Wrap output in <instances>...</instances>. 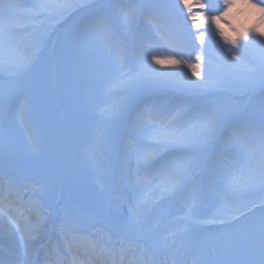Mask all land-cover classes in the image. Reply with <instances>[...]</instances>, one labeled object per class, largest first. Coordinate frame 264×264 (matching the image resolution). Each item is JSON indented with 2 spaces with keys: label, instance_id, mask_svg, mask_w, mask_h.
I'll list each match as a JSON object with an SVG mask.
<instances>
[{
  "label": "rangeland",
  "instance_id": "1",
  "mask_svg": "<svg viewBox=\"0 0 264 264\" xmlns=\"http://www.w3.org/2000/svg\"><path fill=\"white\" fill-rule=\"evenodd\" d=\"M66 2L80 6L66 10ZM201 2L208 5V16L225 10V0ZM252 2L264 6V0ZM0 3L5 8L0 29L11 25L9 59L24 62L29 43L40 39L41 63L36 70L46 68L49 85L59 81V87L40 83L20 86L6 73H0V173L6 174H0V191L4 187L13 189L22 202L31 206L21 220L30 221L29 225L40 224L32 230L41 238L45 229L52 231L56 248L69 232H73V242L83 240L78 235L89 234L105 238L110 245L115 231V246L125 249L141 264H218L225 259L214 243L228 230V226L218 223L220 215L244 211L248 213L246 219L255 221L264 215V185L254 174L264 147V90L258 83L264 42L255 38L237 50L220 37L214 24L197 30L182 0ZM101 8L109 17L113 42L104 47L89 38L78 47L73 55L77 75L68 82L63 54L66 39L91 12ZM197 11L198 5L191 13ZM258 17V9L243 0H236L231 7L233 23L247 26ZM153 21L157 23L154 29ZM221 25L230 31L226 21ZM200 35L205 36L203 51L197 39ZM230 50L242 57L239 69L229 62ZM197 55L205 56L204 72L222 81L219 90L196 96L171 86L152 88L141 98L142 114L134 126L120 118L101 120L96 112L104 104L98 99L84 106L85 96L97 97L101 85L110 100H121L125 94L122 78L112 71L121 66L131 72L150 66L164 81H195L187 65L197 64ZM153 56L160 63L152 61ZM176 60L186 63L178 65ZM251 78L257 79L254 87L249 83ZM147 97L150 100L143 101ZM209 103L243 114L240 135L218 144L209 162L194 169L189 183L157 202L158 190L168 186V162L174 163L176 154L156 152L154 136L165 128L169 117H175L176 126L183 125L195 108ZM244 162L250 167L247 174L241 175L239 168ZM228 181L247 187L225 191ZM65 187L70 189L68 194L64 193ZM137 204L142 208L138 229L129 215ZM98 221L107 231L93 234V230L103 228ZM135 235L143 241H121L122 237ZM228 258L260 264L258 237L251 254L243 252Z\"/></svg>",
  "mask_w": 264,
  "mask_h": 264
},
{
  "label": "snow or ice",
  "instance_id": "2",
  "mask_svg": "<svg viewBox=\"0 0 264 264\" xmlns=\"http://www.w3.org/2000/svg\"><path fill=\"white\" fill-rule=\"evenodd\" d=\"M243 2L259 11V17L247 26L233 23L230 18L231 7L236 3V0H225V10L219 15L212 16L205 14L208 5L202 3L201 0H182L184 8L189 10L190 18L195 23L197 30L209 23L214 24L220 37L237 50L243 49L255 38H260L264 42V6L255 4L252 0H243ZM197 5V13L192 14L191 10ZM79 6L74 2H66L63 5L66 10ZM4 13V5L0 3V16H4ZM221 21L228 23L230 31H225ZM10 30V23L7 29H0V73H6L20 86L40 83L46 87H59V81L56 85L48 84L45 67H41L39 71L36 70V66L41 63L42 40L36 39L29 43V55L24 62L14 63L9 59ZM89 38L104 47H110L113 42V29L109 17L102 8L91 12L70 32L66 39L63 50L66 81L71 82L76 77V62L73 55L76 49L82 47ZM176 39L179 40L180 37L177 35ZM197 39L203 51L205 36L200 35ZM229 55V62L235 69H239L242 63L241 55L238 54V51L232 50ZM151 59L160 63L155 56ZM196 61L197 64H188L187 66L197 79L187 82L164 81L154 70L150 69V66H142L139 72L125 71L122 66L112 69V71L118 72L122 78L121 83L124 85L125 94L121 100L118 102L110 100L101 85V88L97 90V97L94 98L91 94L85 96L84 106L87 107L94 99H98L104 104V107L96 112L101 120L114 121L120 118L122 122L134 126L142 114V109L139 106L141 98L152 88L171 86L196 96L207 95L219 90L222 81L214 80L210 72H204L202 66L205 64V56L197 55ZM175 63L179 65L186 62L176 60ZM30 77L31 79H29ZM249 83L254 87L257 79L251 78ZM258 83L259 87L264 90V59H262ZM95 87L94 84L93 88ZM242 125L243 114L241 112L226 110L211 103L195 108L191 119L183 125L176 126L175 117H169L167 125L154 136L153 142L156 145V152L174 153L176 160L174 163L173 161L168 162V186L158 190L157 202L168 199L176 190L189 183L194 169L209 162V158L215 153L218 144L225 142L226 139H236ZM126 150L132 151L131 148ZM96 162L98 163V160ZM249 167L250 165L246 162L242 163L239 174H247ZM254 174L258 181L264 185V147L261 148L259 165L254 170ZM236 187H247V185H235L228 181L224 185V190L230 191ZM141 212L142 208L137 204L129 210V215L133 221L138 222ZM247 216L248 213L244 211H241L239 215L231 213L220 215L218 223L228 226V230L220 234L214 242L225 256V259L218 261V264H255L251 260H236L228 257L243 252L251 254L257 237L261 251L260 264H264V215L258 221L246 219ZM43 219L47 221L48 217L45 216ZM23 227L24 225H21L18 220L7 217L3 205L0 203V242H9ZM0 264H5V260L0 259ZM8 264H12V262L9 261Z\"/></svg>",
  "mask_w": 264,
  "mask_h": 264
},
{
  "label": "bare ground",
  "instance_id": "3",
  "mask_svg": "<svg viewBox=\"0 0 264 264\" xmlns=\"http://www.w3.org/2000/svg\"><path fill=\"white\" fill-rule=\"evenodd\" d=\"M4 195L9 200L17 198V193L13 189L3 190ZM23 204L26 205L27 201H24ZM30 207V205H26V210ZM8 218L17 220L15 215H10ZM21 225H24L22 230L17 232L10 240L13 245L0 242V259L5 260V264H8L9 261L12 264H27L30 261H40V264H139L137 261L119 254V252L106 253V247L103 248L104 250L99 251L96 249L97 241L94 240L88 242L93 245L90 250L79 247L75 242L71 241L70 250H61L60 252H50L48 254L46 245L51 243V238L45 237V233L43 238H41L32 230L33 226L39 228L41 225L32 226L26 223ZM30 238L35 240L30 242L28 240ZM67 238H71V236ZM36 249H38L37 252H35Z\"/></svg>",
  "mask_w": 264,
  "mask_h": 264
},
{
  "label": "trees",
  "instance_id": "4",
  "mask_svg": "<svg viewBox=\"0 0 264 264\" xmlns=\"http://www.w3.org/2000/svg\"><path fill=\"white\" fill-rule=\"evenodd\" d=\"M1 1H3V0H1ZM1 1H0V2H1ZM151 18H152V17H151ZM157 21H158V20H157ZM145 23H146V22H145ZM151 25H152V26H151L152 29H154V26H156L157 23L153 21ZM153 39H155V38H153ZM144 42H145V41H144ZM147 99H149V97L145 98L143 101H146ZM149 100H150V99H149ZM238 134H240V133H239V130H238ZM168 154H171V153L169 152Z\"/></svg>",
  "mask_w": 264,
  "mask_h": 264
}]
</instances>
